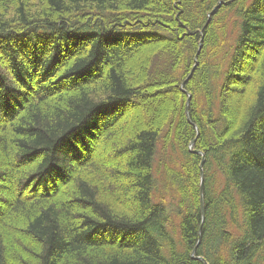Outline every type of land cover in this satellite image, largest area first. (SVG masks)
Here are the masks:
<instances>
[{
    "label": "trees",
    "instance_id": "trees-1",
    "mask_svg": "<svg viewBox=\"0 0 264 264\" xmlns=\"http://www.w3.org/2000/svg\"><path fill=\"white\" fill-rule=\"evenodd\" d=\"M0 264H264V0H0Z\"/></svg>",
    "mask_w": 264,
    "mask_h": 264
},
{
    "label": "water",
    "instance_id": "water-1",
    "mask_svg": "<svg viewBox=\"0 0 264 264\" xmlns=\"http://www.w3.org/2000/svg\"><path fill=\"white\" fill-rule=\"evenodd\" d=\"M200 49H202L201 46H200ZM200 49H199V50H200ZM199 54H200V51L198 52V56H199ZM198 56L196 57V65L194 66L191 75L194 73L195 69L197 68V65H198V62H197ZM190 77H191V76H190ZM190 100H191V96H189L188 105H189V103H190ZM203 158H204V155H203ZM204 161H205V158L203 159V162H202V164H201V167H202V165L204 164ZM203 179H204V174H203V171H202V186H203V184H204V183H203ZM202 191H203V189L201 188V192H202Z\"/></svg>",
    "mask_w": 264,
    "mask_h": 264
},
{
    "label": "rangeland",
    "instance_id": "rangeland-1",
    "mask_svg": "<svg viewBox=\"0 0 264 264\" xmlns=\"http://www.w3.org/2000/svg\"><path fill=\"white\" fill-rule=\"evenodd\" d=\"M199 51L201 52L202 49H200ZM169 55H170V54H169ZM198 65H199V62H198ZM198 65H197V68H198ZM194 66H195V64H194ZM193 68H194V67H193ZM197 68H196V69H197ZM196 69H195V70H196ZM192 70H193V69H192ZM194 72H195V71H194ZM191 73H192V72H191ZM191 73H190L188 79L186 80V82H188V80L192 78V75H193V74L191 75ZM190 76H191V77H190ZM157 179H158V177H157ZM157 179H156V180H157ZM168 188H169V186L167 187V189H168ZM60 194H63V192H62V193H61V192L57 193V194H56V197H58ZM31 195H32V193H31ZM17 258H18V257H17ZM18 259H19V258H18ZM18 259H17V260H18ZM19 263H20V260H19Z\"/></svg>",
    "mask_w": 264,
    "mask_h": 264
}]
</instances>
